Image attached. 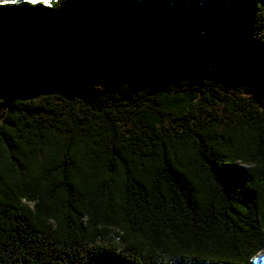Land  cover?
<instances>
[{
  "label": "trees",
  "instance_id": "obj_1",
  "mask_svg": "<svg viewBox=\"0 0 264 264\" xmlns=\"http://www.w3.org/2000/svg\"><path fill=\"white\" fill-rule=\"evenodd\" d=\"M0 264H264V0H0Z\"/></svg>",
  "mask_w": 264,
  "mask_h": 264
},
{
  "label": "rangeland",
  "instance_id": "obj_2",
  "mask_svg": "<svg viewBox=\"0 0 264 264\" xmlns=\"http://www.w3.org/2000/svg\"><path fill=\"white\" fill-rule=\"evenodd\" d=\"M12 1H17V0H12ZM27 1H31V2L42 1L43 3H47L49 0H27Z\"/></svg>",
  "mask_w": 264,
  "mask_h": 264
}]
</instances>
